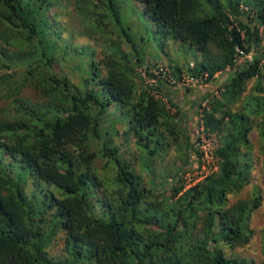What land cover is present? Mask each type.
<instances>
[{
  "label": "trees",
  "instance_id": "obj_1",
  "mask_svg": "<svg viewBox=\"0 0 264 264\" xmlns=\"http://www.w3.org/2000/svg\"><path fill=\"white\" fill-rule=\"evenodd\" d=\"M63 1L0 0V264H264L237 252L252 238L259 187L229 202L257 160L264 169V0H134L162 48L173 41L196 53L198 82L232 71L197 107L199 133L217 138V170L188 188L189 152L197 165L201 154L172 97L190 89L137 92L128 55L140 66L139 43L122 26L120 0H76L74 18L115 33L119 44L102 58L64 36L49 14ZM237 48L251 61L236 66ZM169 64L175 80L188 67ZM114 137L134 146L131 158ZM171 149L180 165L159 175ZM158 176L171 180L169 193Z\"/></svg>",
  "mask_w": 264,
  "mask_h": 264
},
{
  "label": "rangeland",
  "instance_id": "obj_2",
  "mask_svg": "<svg viewBox=\"0 0 264 264\" xmlns=\"http://www.w3.org/2000/svg\"><path fill=\"white\" fill-rule=\"evenodd\" d=\"M76 3V0L63 1V4H61L57 8L52 9L49 14H58L62 26L66 30L64 36H66L68 39L72 38L76 43L82 46L89 45L93 47V49L97 53V57L99 58H102L108 54H112L108 47L111 46L112 42H114L116 45L119 44V42H117V40L115 39V33L96 34L93 33V31L91 32V30H89L84 24H82L81 21H79L77 18H74ZM120 3L124 13V15L122 16L124 21V23L122 22V26H132L130 30L133 34L135 33V36L137 37L139 43L136 48L139 52V57L141 58L140 66H137V63L134 64V57L132 53L128 55L129 60L131 61L130 66L132 69H134L135 77L138 76L139 72H141L140 74L142 75V72H145V70H148L149 68L151 69L155 64L162 61L186 66L189 62H195L198 60V56L196 55V53L192 50L186 49V47L182 46L181 43L170 41L169 43H167L165 48H162V46L160 45L159 37L154 32L155 28L153 24L145 16H143L142 7L134 0H120ZM116 27L118 29V26ZM260 33L263 37L264 42V29L261 28ZM140 38H142L143 40H141ZM119 48L123 49L125 52L130 53V46L124 41L121 42V46H119ZM69 64L70 62H68L64 67L65 72L69 71ZM231 72L232 71H226L222 74L216 75L215 81L211 82L210 84L198 82L193 87L189 88V91H179L180 93H183V95L172 97V99L176 103L175 105L177 106L178 110V116L176 117V119L179 121L178 123H180V125L184 128L186 135L188 134L192 143L196 142L197 137L201 139L204 138V135L199 133L201 132L202 128L199 125V116L197 114V107L200 104L201 99L204 98V96L207 94H216L218 87L224 83ZM69 75L73 79H75V81L76 78H78L77 76H79L76 71L70 73ZM138 78L136 81L138 85L136 89L137 92L141 88H144L142 77L140 78L141 81ZM163 100L165 102L167 101L166 99ZM201 104L202 106H205V100ZM110 112H114V110L111 109ZM119 112H115L113 116L119 115ZM174 113H176V110L171 107V114ZM114 120H117V117L114 118ZM115 123V128L119 129L120 124L116 121ZM110 124V120L105 121L106 126H109ZM210 141L213 150V148L217 144V138L214 137L210 139ZM114 142L116 144H120L122 142L121 137H114ZM121 146V150L126 152L125 156L131 158L134 146H127L124 143H121ZM125 147L129 149L126 150ZM195 149L199 152L198 148L195 147ZM193 151L194 149L189 152V154H191V165L184 167L186 173L184 174L183 182L186 188L194 185L196 182L201 181L207 175L217 170L215 160L213 159L211 162L209 161L210 163H202L201 157H199L200 164L197 165L196 161L198 156H196ZM135 154L137 155V152H135ZM175 163L176 166L180 165V162H175V154L171 149V151L163 158V160L156 165L155 171L159 173V175H162L168 170H173L171 165ZM160 177L158 176L156 182L157 188L159 190L164 189L166 193H169L170 188L172 187L171 180L165 179V181H163L160 179ZM160 184H162V186ZM256 186L259 187V194L262 196V198L260 207H258L250 217L249 227L252 231V238L248 246L241 250H237V252L240 255L252 258L258 263L264 261V169L259 160L256 161L251 172L250 184L241 193L235 196H230L229 202L233 203L239 199L248 198L252 195L253 187ZM59 250L60 247H55L50 249L49 252L50 254L55 255L57 252H59Z\"/></svg>",
  "mask_w": 264,
  "mask_h": 264
},
{
  "label": "built area",
  "instance_id": "obj_3",
  "mask_svg": "<svg viewBox=\"0 0 264 264\" xmlns=\"http://www.w3.org/2000/svg\"><path fill=\"white\" fill-rule=\"evenodd\" d=\"M239 53L238 61L236 66L244 65L246 60L251 61L252 57L251 54H244L238 48L236 49ZM194 63L189 62L188 67L185 69L184 67L179 72L180 79L175 80V76L173 72V64H169L166 61L159 62L155 64L151 69L145 70L142 72V75L139 72L138 77H142V81L144 82V87L148 88H163L164 86L171 87L177 86L178 88H191L193 87L198 81L196 78L191 74L190 69L193 68ZM229 70V69H228ZM140 75V76H139ZM138 78L139 80H141ZM170 85V86H169ZM172 86V87H173ZM159 96V95H158ZM205 139V140H204ZM211 141L206 137L200 138V141L195 143V147L198 148L199 153L201 154V162H211L212 161V144ZM209 162V163H210Z\"/></svg>",
  "mask_w": 264,
  "mask_h": 264
},
{
  "label": "clouds",
  "instance_id": "obj_4",
  "mask_svg": "<svg viewBox=\"0 0 264 264\" xmlns=\"http://www.w3.org/2000/svg\"><path fill=\"white\" fill-rule=\"evenodd\" d=\"M196 143V142H195ZM197 183V182H196Z\"/></svg>",
  "mask_w": 264,
  "mask_h": 264
}]
</instances>
